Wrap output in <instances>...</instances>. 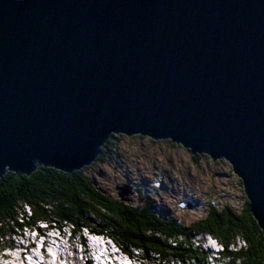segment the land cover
<instances>
[{
    "label": "water",
    "instance_id": "water-1",
    "mask_svg": "<svg viewBox=\"0 0 264 264\" xmlns=\"http://www.w3.org/2000/svg\"><path fill=\"white\" fill-rule=\"evenodd\" d=\"M114 136L226 161L264 236V0H0V178Z\"/></svg>",
    "mask_w": 264,
    "mask_h": 264
},
{
    "label": "trees",
    "instance_id": "trees-1",
    "mask_svg": "<svg viewBox=\"0 0 264 264\" xmlns=\"http://www.w3.org/2000/svg\"><path fill=\"white\" fill-rule=\"evenodd\" d=\"M121 138L111 137L97 162L104 163V149ZM191 159L197 164L200 156ZM86 170L68 174L38 167L21 178L6 172L0 178V249L23 228L41 231L36 226L44 222L59 229L69 225L78 237L82 230L105 235L144 264H264V236L247 202L239 213L209 205L203 219L183 226L157 216L149 200L141 207L112 199L94 187ZM204 236L215 239L220 250L204 249ZM238 239L244 246H236Z\"/></svg>",
    "mask_w": 264,
    "mask_h": 264
},
{
    "label": "rangeland",
    "instance_id": "rangeland-1",
    "mask_svg": "<svg viewBox=\"0 0 264 264\" xmlns=\"http://www.w3.org/2000/svg\"><path fill=\"white\" fill-rule=\"evenodd\" d=\"M85 174L95 188L112 199H123L126 205L141 207L145 200H149L154 205L157 216L183 226L203 219L209 205L217 210L229 206L239 213L247 202L241 181L233 174L231 166L226 161H213L202 155L195 164L186 149L169 142H151L147 138L122 136L118 143H111L104 149V163L92 164ZM126 186L130 192L122 198L119 194ZM70 230L64 229L65 238L68 237ZM52 236L55 237L56 233H45L48 244L43 245V250L51 255L55 254L52 248L48 247L50 244L61 246L55 247L62 254H68L78 242V238H72L68 243L64 239ZM81 236H88L87 230H83ZM27 237L31 246H35L36 249L42 247V241L37 242L27 232L13 241L18 246ZM91 238H87L90 249L97 247V251L92 255L95 264H107L108 261L123 264L114 259L119 257L116 254L113 256L116 248L113 251L102 252L101 244L94 237ZM203 247L211 248V244ZM106 249L110 247L107 246ZM78 253H75L77 257L68 254L70 259L71 257L73 259L61 261L60 264H73L72 262L80 264L81 256ZM98 256L100 260H97ZM57 261L55 264H58ZM5 262H13L12 255ZM148 264L158 263L150 261Z\"/></svg>",
    "mask_w": 264,
    "mask_h": 264
},
{
    "label": "bare ground",
    "instance_id": "bare-ground-1",
    "mask_svg": "<svg viewBox=\"0 0 264 264\" xmlns=\"http://www.w3.org/2000/svg\"><path fill=\"white\" fill-rule=\"evenodd\" d=\"M104 238H106V237H104ZM237 244L238 245H236L237 247H241V246H244V243L242 242V241H240L239 239L237 240ZM231 247V246H230ZM236 247V248H237ZM235 249V247H233L232 248V250H234ZM93 250L96 252L97 251V247L96 246H94L93 247ZM97 254V253H96ZM112 257V256H111ZM32 258H33V263L34 264H53L52 262H50V261H44V262H42V260H40L36 255H34V256H32ZM59 260H60V262L61 261H65V262H67V261H69V260H72V259H70V257L68 256V254H62V253H60V255H59ZM97 260H100V256H98L97 257ZM58 262V261H57ZM73 264H77L76 262H72ZM107 264H115L114 263V261H108V262H106ZM1 264V263H0ZM2 264H4V263H2ZM7 264H19V261H14V262H8ZM23 264H31V263H29V262H27V261H23ZM63 264V263H62Z\"/></svg>",
    "mask_w": 264,
    "mask_h": 264
}]
</instances>
